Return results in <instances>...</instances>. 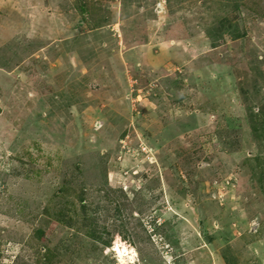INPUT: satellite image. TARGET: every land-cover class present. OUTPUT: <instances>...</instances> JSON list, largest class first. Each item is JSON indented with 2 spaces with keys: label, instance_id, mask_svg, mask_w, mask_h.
<instances>
[{
  "label": "rangeland",
  "instance_id": "1",
  "mask_svg": "<svg viewBox=\"0 0 264 264\" xmlns=\"http://www.w3.org/2000/svg\"><path fill=\"white\" fill-rule=\"evenodd\" d=\"M229 251L264 264V0H0V264Z\"/></svg>",
  "mask_w": 264,
  "mask_h": 264
},
{
  "label": "crops",
  "instance_id": "2",
  "mask_svg": "<svg viewBox=\"0 0 264 264\" xmlns=\"http://www.w3.org/2000/svg\"><path fill=\"white\" fill-rule=\"evenodd\" d=\"M98 29L99 28H97V29L92 28L91 30L96 31ZM113 30L117 31L116 28H114ZM79 36L80 35L78 33L72 34L71 37L68 36L67 39L65 40L64 48L66 49V51H69L71 49V50H73L72 52H76L79 50L80 53L81 52L87 53L86 55H87V58L89 57L88 59H90L94 56L95 52L97 51L96 46L99 48L105 42V40L102 37H99L98 35H96L95 38H92L89 35H87V37L82 35L83 37H80V38H79ZM104 36H106V34ZM93 39H95V41L98 39H100V40L97 41L98 42L97 43V42H94ZM62 100H64V99L62 98ZM66 101H68V98ZM252 246L254 249H258L257 243L253 244ZM234 256H235V254L231 251H229V255H227V256L225 255V257H227L225 259H227L228 264L229 263L232 264L233 260H235V262H236V257H234ZM225 259H223V260H225Z\"/></svg>",
  "mask_w": 264,
  "mask_h": 264
},
{
  "label": "bare ground",
  "instance_id": "3",
  "mask_svg": "<svg viewBox=\"0 0 264 264\" xmlns=\"http://www.w3.org/2000/svg\"><path fill=\"white\" fill-rule=\"evenodd\" d=\"M126 257L128 258V262H129V263H133V260H134L135 254H134V252H131V253H128V254L126 255Z\"/></svg>",
  "mask_w": 264,
  "mask_h": 264
}]
</instances>
